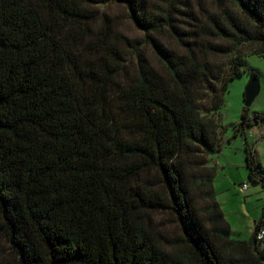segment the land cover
Returning a JSON list of instances; mask_svg holds the SVG:
<instances>
[{
  "label": "trees",
  "instance_id": "16d2710c",
  "mask_svg": "<svg viewBox=\"0 0 264 264\" xmlns=\"http://www.w3.org/2000/svg\"><path fill=\"white\" fill-rule=\"evenodd\" d=\"M251 55L264 0H0V264H262L263 219L232 237L209 160Z\"/></svg>",
  "mask_w": 264,
  "mask_h": 264
},
{
  "label": "rangeland",
  "instance_id": "374dc122",
  "mask_svg": "<svg viewBox=\"0 0 264 264\" xmlns=\"http://www.w3.org/2000/svg\"><path fill=\"white\" fill-rule=\"evenodd\" d=\"M111 16L125 35L132 40H140L143 36L129 17L124 5L110 3L102 8ZM171 42V41H170ZM246 73L231 82L229 92L225 97V105L221 110L222 126L225 128L222 148L209 153L210 165L217 168L215 189L217 200L221 205L226 219L230 224L232 237L240 241H249L264 208V186L250 180V170L247 167L246 147H251L264 169V139H257L264 131V124H254L235 135V125L242 121L245 108V88L258 74L260 92L248 108V116H264V59L251 55L245 61ZM259 140V141H258ZM248 189L243 190V185ZM172 229V227H169Z\"/></svg>",
  "mask_w": 264,
  "mask_h": 264
},
{
  "label": "water",
  "instance_id": "95a60500",
  "mask_svg": "<svg viewBox=\"0 0 264 264\" xmlns=\"http://www.w3.org/2000/svg\"><path fill=\"white\" fill-rule=\"evenodd\" d=\"M260 82L258 78L253 77L245 88L244 105L246 108H250L255 102L260 92Z\"/></svg>",
  "mask_w": 264,
  "mask_h": 264
},
{
  "label": "built area",
  "instance_id": "2783aa9c",
  "mask_svg": "<svg viewBox=\"0 0 264 264\" xmlns=\"http://www.w3.org/2000/svg\"><path fill=\"white\" fill-rule=\"evenodd\" d=\"M258 139L262 140L264 139V131L261 134H258ZM248 186L245 184L243 185V190H247ZM255 239H256V244L257 248L260 252L264 253V217L261 225L257 229L255 233ZM262 264H264V259L262 261Z\"/></svg>",
  "mask_w": 264,
  "mask_h": 264
},
{
  "label": "crops",
  "instance_id": "0c3cea01",
  "mask_svg": "<svg viewBox=\"0 0 264 264\" xmlns=\"http://www.w3.org/2000/svg\"><path fill=\"white\" fill-rule=\"evenodd\" d=\"M257 139H258V137H257ZM258 141H259V140H258ZM214 187H215V182H214ZM262 219H263V210H262V213H261L260 218L256 221L255 224H257V222H259V221L262 220Z\"/></svg>",
  "mask_w": 264,
  "mask_h": 264
}]
</instances>
